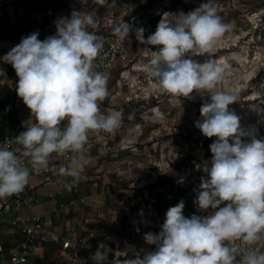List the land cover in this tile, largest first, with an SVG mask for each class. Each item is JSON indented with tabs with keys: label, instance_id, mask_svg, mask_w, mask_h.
I'll return each mask as SVG.
<instances>
[{
	"label": "clouds",
	"instance_id": "9594fccd",
	"mask_svg": "<svg viewBox=\"0 0 264 264\" xmlns=\"http://www.w3.org/2000/svg\"><path fill=\"white\" fill-rule=\"evenodd\" d=\"M95 3L104 6L109 0ZM55 24L54 35L40 40L34 31L2 57L14 68L17 95L35 119L14 138L20 148L10 149L7 141L0 144V199L24 190L29 165L35 173L47 171L53 154H72L58 169L59 176L69 178L65 187L71 191L91 163L86 154L89 134L112 133L122 123L121 111L100 110L109 95V75L94 68L104 47L103 38L89 31L97 28L94 15L73 10L70 18L61 17ZM231 28L209 0L187 14L163 13L147 39L143 27L134 29L139 44L161 46L145 66L161 93L192 99L195 91L210 97L195 126L216 140L210 145L211 166L202 169L207 179L201 177L194 203L211 212L185 217V203L179 201L165 213L159 234L144 235L154 251L125 260L117 252L113 264H264V247H257L264 245V139L245 131L240 117L229 110L238 96L217 86L231 66L211 55ZM131 31L133 25L123 20L112 29L120 42ZM198 56L207 59L200 63L192 58ZM232 58L238 59L235 53ZM110 251L97 249L92 259L104 264Z\"/></svg>",
	"mask_w": 264,
	"mask_h": 264
},
{
	"label": "rangeland",
	"instance_id": "374dc122",
	"mask_svg": "<svg viewBox=\"0 0 264 264\" xmlns=\"http://www.w3.org/2000/svg\"><path fill=\"white\" fill-rule=\"evenodd\" d=\"M70 1L30 0L39 8ZM132 1L139 10H145L151 0ZM204 2L209 0H180L168 13L187 14ZM211 3L223 21L232 25L211 54L217 62L231 66L217 87L238 96L229 110L240 117L245 131H253L257 139H264V0ZM104 11L105 6L99 5L83 12L96 17L103 16ZM160 20L149 26V35L156 31ZM159 47L136 40L130 45L128 67L114 69L110 99L100 103L104 114L113 110L123 113L121 126L112 133L89 134L92 148L87 155L91 163L82 173L86 178L83 190L89 201L82 206L86 214L83 224H98L104 234L115 232L119 236L129 227L140 234L153 230L159 234L165 213L181 200L185 203V217H203L194 201L201 177L207 179L202 169L211 166L210 145L216 137H204L195 123L202 120L201 106L210 97L195 91L192 99L161 93L145 71ZM233 53L238 59L232 58ZM192 58L203 63L207 56ZM242 140L248 141L249 137ZM138 208L142 209V216ZM142 241L136 248L155 246L144 242V238Z\"/></svg>",
	"mask_w": 264,
	"mask_h": 264
},
{
	"label": "built area",
	"instance_id": "2783aa9c",
	"mask_svg": "<svg viewBox=\"0 0 264 264\" xmlns=\"http://www.w3.org/2000/svg\"><path fill=\"white\" fill-rule=\"evenodd\" d=\"M115 2L116 6L112 7L111 0H109V4L105 5L103 16L96 17L97 28L89 29V31L95 32L97 36L102 37L104 40V47L93 63L96 71L106 72L109 75L108 89L109 81L114 69L118 66L126 68L130 63L129 47L136 40L134 29L136 27H143L145 29V39H147V36L150 33L148 29L149 26L154 21L162 18L163 13L170 12V10L178 4L179 0H151L145 10H139L132 0H115ZM96 4L95 0H77L75 5L73 4L72 6L80 8V5H82L84 6L83 8L89 9ZM54 14L53 10H39V12H32L31 18L33 26L23 37L30 35L34 31H38L40 35L44 27L45 19ZM6 17L7 14L0 5V20L5 19ZM121 20L133 25V31L129 33L128 39L123 42L118 41L117 37L114 36L112 32L113 26ZM20 41L21 40L17 41L14 44V47L19 44ZM2 57H0V69L4 64H7L3 61ZM2 103L3 98L0 94V106ZM15 137L16 136H5L0 133V144L7 141L9 142L8 146L10 149L14 150L15 146H17L14 142ZM91 148L92 146L88 141V144L86 145V154L90 152ZM71 155V153H66L64 156H59L54 163H49L47 171H41L39 173L31 171L29 165V180L41 177L63 184L67 178L59 176L58 169L69 163ZM64 192L65 185L62 186L61 191L50 197L54 198L58 195H62ZM72 192L75 198L70 201V206L78 207L87 205L88 196H86L82 190L74 188L72 189ZM36 202L37 196L29 190L27 185L22 192L0 199V206L7 208L10 207L11 204L13 205V216L10 223L12 227L17 228L22 238L21 242L14 247L9 259H6L5 257L3 242L0 239V264H13L14 260L16 261V264H26L30 258L37 254L42 242L51 241L59 242L61 244L62 251L64 252L61 264H97L92 258L89 260L81 258V253L83 251L95 253L97 249H100L101 251H103L104 248L111 249L104 264H113L114 260L117 259L115 255L117 252H119V259L125 260L136 259L137 256L142 258L145 252L155 250V246L149 247L148 249L140 247L136 248L143 243L142 238L149 231L140 234L133 230L132 227L124 229L121 235L116 236L115 232L104 234L102 227L98 224L92 226L80 224L78 226L82 230L81 233L72 232L69 236L63 237L48 226V219L46 217H31L25 215V211L31 206L33 207ZM137 211L141 213L142 209L138 208ZM210 212L211 209L204 210L202 211V215L207 216ZM150 232L155 233L156 231L153 230ZM101 246L104 247L102 248ZM257 247H264V245H257ZM237 260H239V257H237Z\"/></svg>",
	"mask_w": 264,
	"mask_h": 264
},
{
	"label": "crops",
	"instance_id": "0c3cea01",
	"mask_svg": "<svg viewBox=\"0 0 264 264\" xmlns=\"http://www.w3.org/2000/svg\"><path fill=\"white\" fill-rule=\"evenodd\" d=\"M0 5L7 14L5 19L0 20V57H2L32 28L33 21L31 14L34 11L39 12L40 8L31 5L30 0H19V3L15 0H5V2H0ZM83 7L84 6L80 5V8H75L74 6L67 8V5H64V7L52 9L55 14L45 19L44 27L38 38L44 40L46 37L54 35L56 33L55 22L59 18H70L73 10H87ZM98 7L99 4H96L89 9L94 10ZM67 10H71V12L68 13ZM0 71H2L0 72V94L3 98V103L0 106V133L5 136H17L24 131L35 118L31 116L30 110L17 95L16 85L18 83V77L14 68L9 64H4ZM113 72L109 81V91L111 89ZM109 97L108 95L105 100L107 101L110 99ZM20 147V145H17L14 150ZM58 157L59 156L56 154H53L49 163H54ZM85 179L84 174H82L79 182L73 186L72 189L79 188L85 194L83 190L86 182H84ZM68 181L69 178H67L63 184H60L57 181L39 177L30 179L27 184L29 190L37 196V202L33 207L31 206L25 211V215L31 217H46L48 219V226L63 237L69 236L72 232L81 233L82 230L78 225L83 224V220L86 219L85 210L82 206L73 207L69 205L70 201L75 198L72 189L69 191L65 187V192L62 195H58L54 198L50 197L61 191L62 186ZM78 184H80V186ZM12 207V204L7 208L0 206V239L3 242L6 259H9L14 247H16L22 239L17 228L12 227L10 223L13 216ZM93 255L94 253L83 251L81 253V258L89 260ZM63 256L64 252L59 242H42L37 254L30 258L26 264H61ZM50 260L54 261L49 263Z\"/></svg>",
	"mask_w": 264,
	"mask_h": 264
},
{
	"label": "trees",
	"instance_id": "16d2710c",
	"mask_svg": "<svg viewBox=\"0 0 264 264\" xmlns=\"http://www.w3.org/2000/svg\"><path fill=\"white\" fill-rule=\"evenodd\" d=\"M29 1V0H28ZM76 0H71L70 2H67L66 4H57V5H47L46 7H42V8H40V10H49V9H54V8H60V7H64V5H69L70 3H73V2H75ZM180 1V0H179ZM105 6V5H104Z\"/></svg>",
	"mask_w": 264,
	"mask_h": 264
}]
</instances>
